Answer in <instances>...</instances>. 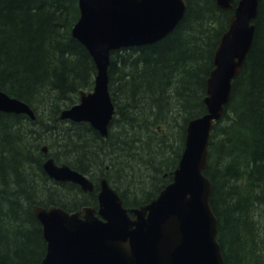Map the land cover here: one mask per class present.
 Masks as SVG:
<instances>
[{
    "label": "trees",
    "instance_id": "trees-1",
    "mask_svg": "<svg viewBox=\"0 0 264 264\" xmlns=\"http://www.w3.org/2000/svg\"><path fill=\"white\" fill-rule=\"evenodd\" d=\"M186 2L184 18L166 38L112 56L117 115L105 139L87 123L60 119L95 80L91 56L72 36L78 0H0V90L36 114L31 120L0 112V264H38L45 256L32 204L71 211L97 205V190L86 195L47 176L43 145L47 157L88 175L96 189L105 176L128 207L149 202L172 180L186 124L206 112V81L231 15L215 0ZM254 24L205 171L225 264H264V0Z\"/></svg>",
    "mask_w": 264,
    "mask_h": 264
},
{
    "label": "water",
    "instance_id": "water-1",
    "mask_svg": "<svg viewBox=\"0 0 264 264\" xmlns=\"http://www.w3.org/2000/svg\"><path fill=\"white\" fill-rule=\"evenodd\" d=\"M215 1L224 11L232 9L235 2ZM79 4L81 16L73 35L89 51L97 75L94 90L82 91L80 103L63 110L60 118L88 122L106 138L115 111L109 92L111 53L166 38L184 18L187 5L185 0H80ZM258 9L259 0H239L235 7L230 27L222 35L214 54V69L204 99L207 113L188 123L185 150L172 183L149 203L131 210L123 207L121 197L106 178H102L97 195L99 211L84 207L78 212H68L54 205L34 206V215L42 225L47 243L46 256L40 264H110L99 254L92 253L95 242L114 247L118 252L142 250L148 264H157L146 252L151 248L163 249L166 264L173 256L179 264H225L217 241V219L210 206L212 184L203 172L208 167V149L215 122L222 118L233 82L251 51L256 30L253 21ZM0 111L26 114L31 119L36 117L28 103L2 91ZM43 151L47 154L48 147L44 146ZM43 168L55 181L77 184L86 193L95 189L86 175L66 164L59 166L53 158L47 159ZM128 212L133 213L134 218ZM178 221L188 230L194 226V232L209 231L212 251L198 250L196 245L178 239L173 231ZM166 237L177 240L174 251L169 245L165 246ZM158 264L165 263L158 261Z\"/></svg>",
    "mask_w": 264,
    "mask_h": 264
},
{
    "label": "bare ground",
    "instance_id": "bare-ground-1",
    "mask_svg": "<svg viewBox=\"0 0 264 264\" xmlns=\"http://www.w3.org/2000/svg\"><path fill=\"white\" fill-rule=\"evenodd\" d=\"M253 23H254V21H253ZM229 27H230V24H229ZM210 77H211V74H209V77L206 81V94H207V83H208V80L210 79ZM186 134H187V131H186ZM189 230L187 228H185L181 224L180 221H178L174 225V229H173L175 236L178 239L185 241V242H190L191 244L196 245L198 250H206L208 252L212 251V244H211V240H210V232L209 231L208 232L205 231L202 233L194 232V231H196L194 226H191L189 228ZM191 231H193V232H191ZM217 234H218V232H217ZM165 241H166L165 246L169 245L173 251L175 250V248H177V245H178L177 240H173L169 237H166ZM218 243H219V240H218ZM92 246H93V248H92L93 252L92 253L99 254L102 258L107 260L110 264H148L144 261V259H147V257L144 254H142V252H143L142 250H138V251H136V253H129V252H124V251L118 252L114 247H105L104 245H102L98 242H95ZM220 247H221V245H220ZM221 251L223 254L222 247H221ZM146 252L148 254L152 255L154 259H156L157 262H155V263L158 264V261H160L161 263H165V264L167 263L163 259V257L165 256L163 253V249L151 248L149 251H146ZM173 258L170 257L169 264H179V260L175 256H173Z\"/></svg>",
    "mask_w": 264,
    "mask_h": 264
}]
</instances>
